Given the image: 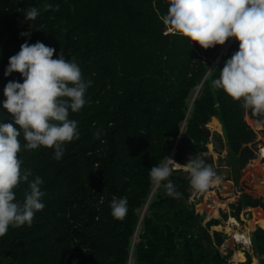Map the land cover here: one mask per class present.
Segmentation results:
<instances>
[{"label": "trees", "instance_id": "16d2710c", "mask_svg": "<svg viewBox=\"0 0 264 264\" xmlns=\"http://www.w3.org/2000/svg\"><path fill=\"white\" fill-rule=\"evenodd\" d=\"M45 3L58 10L45 11ZM32 7L40 13L28 21L24 13ZM167 11L168 0H0V101L9 80L22 82L19 73L5 77L4 70L26 39L75 58L83 77L92 81L87 103L69 116L78 122L79 139L66 143L59 161L50 148L24 150L21 136V167L31 170L30 180L43 179L45 207L30 227L10 226L0 237V264L228 263L230 255L219 251L224 235L211 233L217 220L205 222L193 204L186 207L189 178L170 177L179 197L167 198L164 182L151 196L155 185L149 171L165 163L174 148L175 161L183 164L182 142L205 151L204 127L211 117L220 122L230 153L241 154L256 136L245 117L263 127L264 117L213 87L218 68L208 73L218 61L223 67L238 41L223 55L224 45L190 44L167 31ZM24 31L30 38L19 35ZM0 112L5 114L0 122H11L6 109ZM209 127L218 124L214 120ZM97 131L100 139L94 137ZM28 191L27 183L18 185L17 199ZM120 197H127L128 211L116 220L109 204ZM242 200L257 205L247 195ZM243 238L247 241V232ZM252 244L264 264L263 229L252 233ZM241 254L235 262L244 260ZM245 264H251L250 256Z\"/></svg>", "mask_w": 264, "mask_h": 264}, {"label": "clouds", "instance_id": "9594fccd", "mask_svg": "<svg viewBox=\"0 0 264 264\" xmlns=\"http://www.w3.org/2000/svg\"><path fill=\"white\" fill-rule=\"evenodd\" d=\"M58 7L45 3L44 10L57 11ZM39 13L32 7L24 14L30 21ZM163 23L173 34L186 37L190 44L195 41L203 49L224 45L231 38L238 41L237 50L222 68L219 61L217 67L208 68L209 75L219 69L213 87L240 101L245 110L264 117V0H168ZM19 35L30 38L31 32ZM54 53L53 47L40 41L30 44L26 39L19 51L8 58L4 70L5 77L19 73L22 82L9 80L3 88L5 99L0 101V108L12 117L11 122H0V237L10 226L30 227L35 213L45 207L43 179L35 176L30 180L31 170L21 167V136L24 150L50 148L57 161L63 157L66 143L80 136L78 122L69 116L87 103L86 92L92 81L83 77L75 58H66L62 50L53 58ZM4 116L0 112V121ZM101 131L94 133L96 139H100ZM173 162L167 156L165 163L149 171L151 182H164L168 195L176 194L170 177L179 169L172 168ZM184 171L192 188L198 191L219 180L213 167L202 158L188 159ZM21 183H27L29 191L23 200H18L15 189ZM109 207L114 219L123 220L128 211L127 197L113 199Z\"/></svg>", "mask_w": 264, "mask_h": 264}, {"label": "crops", "instance_id": "0c3cea01", "mask_svg": "<svg viewBox=\"0 0 264 264\" xmlns=\"http://www.w3.org/2000/svg\"><path fill=\"white\" fill-rule=\"evenodd\" d=\"M214 120L218 124V129L209 127ZM245 122L255 131L256 136L246 145L243 153L237 155L230 153L220 122L216 117H211L204 127V130L209 132L205 131L208 134L207 143L204 145L206 150L199 152L192 150L193 154L189 157V159L202 158L213 167L219 177L218 181L201 191L197 201H192L191 205L195 206L196 213L204 216L205 222L211 219L217 220V225L211 227V233L217 231L224 235L219 251L222 255H230L226 264L235 262L238 252L242 253L244 260L236 263L245 264L247 256H250L251 264H260L252 244V233L257 228L264 230V127L249 116L245 117ZM251 151L254 152L253 155H250ZM175 152L176 149L173 158ZM184 158L185 155H183V164L177 163L176 168L186 173L184 169L187 163L184 162ZM242 164L245 165L242 167ZM223 168H228L230 174L228 178L222 174ZM194 192L195 189H190L187 202L191 200ZM244 195L257 202V205L243 201ZM260 218L263 223H260ZM216 226L220 229L215 228ZM245 232H247V241L243 238ZM236 233L241 234L242 237L238 239Z\"/></svg>", "mask_w": 264, "mask_h": 264}, {"label": "water", "instance_id": "95a60500", "mask_svg": "<svg viewBox=\"0 0 264 264\" xmlns=\"http://www.w3.org/2000/svg\"><path fill=\"white\" fill-rule=\"evenodd\" d=\"M211 68H212V67H211ZM211 68H210V69H211ZM208 73H209V71H208ZM208 73L206 74L205 78L207 77ZM205 78H204V80H205ZM202 83H203V81H202ZM202 83L200 84V86H198V90H197L196 94L194 95V98L196 97L198 91H199L200 88L202 87ZM205 131H206L207 133H209L208 130L205 129ZM182 148H183V153H184V155H185L184 162L187 163L189 157L192 156L193 151H192V149L190 148V146L188 145V143H186V142H182ZM247 150L249 151V149H247ZM253 154H254V152L251 151V154H250V155H253ZM250 155H249V156H250ZM244 156L246 157L247 155H244ZM221 172H222V174H225L226 178H228V177L230 176L228 168H223V170H222ZM174 175H175V176H184L185 178H189L188 175H187V173H184V172L181 171V170H180V171H179V170H178V171H174ZM153 192H154V190L152 191L151 196L153 195ZM200 192H201V191L195 190L194 195L192 196L191 200H190L189 202L186 203V207H187V209H190V208H191V203H192V201H195V202L197 201V199H198V195H199ZM151 196H150V197H151ZM166 197H167V198H175V197H179V194H178V193H176L175 195H168V194H167ZM147 205H148V203L145 205L144 210H146ZM141 217H142V216H141ZM129 264H130V262H129ZM229 264H238V263H236V262L233 261V262H230Z\"/></svg>", "mask_w": 264, "mask_h": 264}, {"label": "built area", "instance_id": "2783aa9c", "mask_svg": "<svg viewBox=\"0 0 264 264\" xmlns=\"http://www.w3.org/2000/svg\"><path fill=\"white\" fill-rule=\"evenodd\" d=\"M233 41H235V39H234V38H231L230 40H228V41L224 44V47H223V49H222V51H221V55H223V54L226 53L228 47L232 44ZM174 151H175V148L173 149V152H171V154H170V156H169V158H171V159H173V160H174V158H173V153H174ZM166 161H167V160H166ZM176 165H177V162L174 160V162H173L172 165H171L172 168H173L174 170L177 169V168H176Z\"/></svg>", "mask_w": 264, "mask_h": 264}, {"label": "rangeland", "instance_id": "374dc122", "mask_svg": "<svg viewBox=\"0 0 264 264\" xmlns=\"http://www.w3.org/2000/svg\"><path fill=\"white\" fill-rule=\"evenodd\" d=\"M167 31L170 32L171 30L168 29ZM196 90H197V89H196ZM195 93H196V91H195ZM195 93H194V94H195ZM158 186H159V185H155L154 188H157ZM131 264H132V263H131Z\"/></svg>", "mask_w": 264, "mask_h": 264}, {"label": "bare ground", "instance_id": "6f19581e", "mask_svg": "<svg viewBox=\"0 0 264 264\" xmlns=\"http://www.w3.org/2000/svg\"><path fill=\"white\" fill-rule=\"evenodd\" d=\"M260 214V213H259ZM254 218V217H253ZM249 221V220H248ZM260 223H263V221L261 220V218L259 219ZM255 226V225H254ZM136 238V237H135Z\"/></svg>", "mask_w": 264, "mask_h": 264}]
</instances>
